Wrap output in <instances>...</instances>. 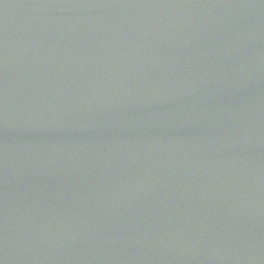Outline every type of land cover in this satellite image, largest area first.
I'll return each instance as SVG.
<instances>
[{
    "label": "water",
    "instance_id": "water-1",
    "mask_svg": "<svg viewBox=\"0 0 264 264\" xmlns=\"http://www.w3.org/2000/svg\"><path fill=\"white\" fill-rule=\"evenodd\" d=\"M0 264H264V0H0Z\"/></svg>",
    "mask_w": 264,
    "mask_h": 264
}]
</instances>
